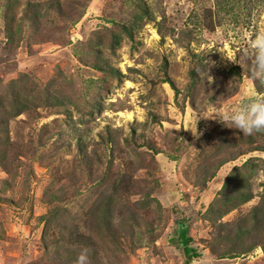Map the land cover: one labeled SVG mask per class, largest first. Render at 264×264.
Wrapping results in <instances>:
<instances>
[{
  "label": "rangeland",
  "instance_id": "rangeland-1",
  "mask_svg": "<svg viewBox=\"0 0 264 264\" xmlns=\"http://www.w3.org/2000/svg\"><path fill=\"white\" fill-rule=\"evenodd\" d=\"M258 31L264 0H0V98L26 80L52 85L64 103L10 119V145L0 143V264H76L85 248L88 264H184L181 227L199 251L192 264H264L259 246L241 254L264 239V219L234 238L264 195V171L238 177L253 196L244 203L236 186L220 190L230 169L264 151L227 161L205 185L198 171L220 137L243 135L215 117L264 99V80L250 75ZM109 32L120 37L113 49ZM236 65L240 74H226ZM254 139L264 147V131ZM103 180L118 191L100 215ZM221 222H235V241Z\"/></svg>",
  "mask_w": 264,
  "mask_h": 264
},
{
  "label": "trees",
  "instance_id": "trees-1",
  "mask_svg": "<svg viewBox=\"0 0 264 264\" xmlns=\"http://www.w3.org/2000/svg\"><path fill=\"white\" fill-rule=\"evenodd\" d=\"M228 1H231V0H228ZM73 8L77 9L76 7H73ZM77 13L78 14H76L75 16L76 20L84 14V11L81 10L80 12L78 11ZM142 17L143 16L141 15L133 16V21L131 22V24L129 26H126L127 33L129 35H131V30L137 26L138 21L141 20ZM14 30H15L14 33L16 34L20 30V27L16 25ZM7 31L10 32L9 29H7ZM158 31L161 32L160 28H158ZM191 34H192V31L188 32V38L192 37ZM111 37L112 39H110ZM7 38L9 40H12V37L9 34L7 35ZM107 38L110 40V42L107 44L110 45L109 47L113 49L115 45L117 44L120 37L114 33L109 32V36H107ZM80 60L84 64L90 65L100 71L106 70L104 67L96 63L87 62L82 59ZM109 70L115 75H117L116 69L110 68L106 71H109ZM189 73H191L190 76H191V79L193 80V78L196 76V74L194 76L195 69L193 68L189 69ZM240 73H241V69L239 65L238 66L236 65L230 68L226 74L238 75ZM192 80H190V82ZM169 81L170 80H167V82ZM25 83H26V80H23V81L14 80L12 82L11 88L12 90L17 91L15 95H13L11 98L10 97L6 98V100H3L4 98H0V103L5 102L8 105V108L5 109L6 111L2 110V112L4 111V114L2 116H1L2 112L0 113V133L3 134L2 138L0 137V143L3 142L5 147H8L11 142L10 135H9L10 134L9 132L10 119H13L19 116L21 113H24L25 111L30 110L33 107H39V106H49V107L59 106L60 107L62 106V104H64L62 102L63 98L60 96V92L50 88L52 85H50L49 87L47 84V87H42L40 89L35 84H30L31 87L26 88ZM49 83H52V82H49ZM35 86L36 88H34ZM88 105L90 108L87 110V112L91 113L97 108V106L99 105V102L97 100L89 101ZM0 109H2L1 105H0ZM62 110L65 111L64 106ZM255 134L256 133L252 135L243 134L241 135V138H239L236 142H234L233 140H228L224 138V136L220 137L219 140L214 145V148L212 149V151H210L208 154L202 157V160L199 165L200 168L198 169V171L200 172L199 178H201V180L199 179V181L204 184L205 181L210 180L215 175L216 171L224 163H226L229 160L235 159L241 154H244L251 150H258V149L264 151L263 145H261L259 141L254 139ZM241 141H243L244 147H242L243 144L240 143ZM258 170L264 171V157H252L251 156V157L246 158L240 165L234 166L232 169H230V171L226 175L221 185L220 190L226 187L236 186L237 187L236 193L241 195L240 202L244 203L250 200L253 197L251 191L243 190L245 186V179L240 180L238 179V177L242 175L244 176L250 175L252 172H257ZM96 184L99 187V189H97L98 192H97L96 200L92 206V209L93 211H95V213L101 215L111 210L110 207L112 205V200H116L118 190L112 189L114 185L111 187L107 186L108 184L104 180H103V183H99V181H97ZM259 198H260V203L253 206V208L251 209L253 210L252 214L251 215L249 214L248 216L243 217L244 220H241L240 225L238 226V229H240L242 231V234L244 235L242 234L235 235L234 236L235 239H239V238L243 239L244 237L247 236L246 233H248V228H249L248 224H246L247 222H249L250 224H256L258 221L260 222V220L262 221L264 219V195H260ZM228 201H229V197H227V199L225 200V203H224L225 206H226V203H228ZM237 203L238 201L234 204H237ZM141 206H143V204H141ZM225 211L227 210L224 209L221 212L225 213ZM231 225H235V222H231V223L221 222L220 224L221 227L227 228V233L225 234L226 236L225 238L223 237V239H225V242L230 241L232 239V238L231 239L228 238L227 236L231 232V229H232ZM235 239H232V240L235 241ZM191 242H192V237L187 234V228L181 227L178 230V245L180 247L181 255L184 259V264H192L191 259L199 255V251L197 250L195 246L191 245ZM256 246H259L264 252V239L253 240L251 245L245 248L241 252V254H245L246 252L253 250L254 247ZM228 250L229 249H225V251L221 253V256H225L224 254H226ZM234 252L236 251H233L232 253Z\"/></svg>",
  "mask_w": 264,
  "mask_h": 264
},
{
  "label": "clouds",
  "instance_id": "clouds-1",
  "mask_svg": "<svg viewBox=\"0 0 264 264\" xmlns=\"http://www.w3.org/2000/svg\"><path fill=\"white\" fill-rule=\"evenodd\" d=\"M251 68L253 79L264 80V31H258L250 40ZM200 117L194 116L195 120ZM226 126L239 129L245 135L264 131V99L251 98L233 110L225 112L222 117L216 116ZM88 249H82L77 256L76 264H88Z\"/></svg>",
  "mask_w": 264,
  "mask_h": 264
}]
</instances>
